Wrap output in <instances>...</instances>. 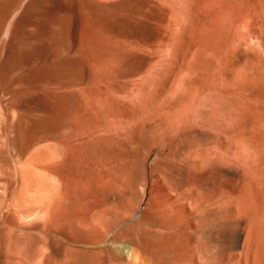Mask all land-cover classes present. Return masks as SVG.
Instances as JSON below:
<instances>
[{"label":"rangeland","instance_id":"374dc122","mask_svg":"<svg viewBox=\"0 0 264 264\" xmlns=\"http://www.w3.org/2000/svg\"><path fill=\"white\" fill-rule=\"evenodd\" d=\"M0 15V264H264V0Z\"/></svg>","mask_w":264,"mask_h":264},{"label":"bare ground","instance_id":"6f19581e","mask_svg":"<svg viewBox=\"0 0 264 264\" xmlns=\"http://www.w3.org/2000/svg\"><path fill=\"white\" fill-rule=\"evenodd\" d=\"M22 1V0H21ZM28 1V0H27ZM16 2V1H15ZM30 2V1H29ZM32 3V2H31ZM34 3V2H33ZM15 4V3H14ZM30 4V3H29ZM260 5H262V4H260ZM27 7H29V6H27ZM31 8V7H30ZM16 9V8H15ZM26 10H28V9H26ZM30 10V9H29ZM248 10V9H247ZM251 10V9H250ZM254 11H255V9H254ZM243 13H245V12H243ZM242 13V14H243ZM250 13V12H249ZM2 14H4L3 12H2ZM246 14V13H245ZM258 15H259V13H258ZM19 16V15H18ZM235 16V15H234ZM4 17V16H3ZM251 17V16H250ZM0 18H1V15H0ZM14 19H16V17L14 18ZM248 19V18H247ZM251 19H254V17L252 16V18ZM0 21H1V19H0ZM253 21V20H252ZM258 21V20H257ZM260 21V20H259ZM3 22V21H2ZM56 22V21H55ZM13 23V22H12ZM3 24V23H2ZM7 24V23H6ZM255 24V23H254ZM7 26V25H6ZM16 26V25H15ZM33 27V26H32ZM250 27V26H249ZM248 27V25H247V28H249ZM252 27V26H251ZM17 28H18V26H17ZM242 29H244V28H242ZM246 29V28H245ZM15 30H17V29H15ZM248 30V29H247ZM8 31V30H7ZM222 31V30H221ZM5 32V31H4ZM4 32H2V33H4ZM15 32V31H14ZM246 32V31H245ZM250 32V31H249ZM6 34V33H5ZM261 34V33H260ZM2 35V34H1ZM245 35V34H244ZM250 35V34H249ZM244 38H245V36H244ZM249 38V37H248ZM247 38V39H248ZM259 38V37H258ZM8 39V38H7ZM246 39V38H245ZM246 39V40H247ZM6 41V40H5ZM250 41V40H249ZM39 42V41H38ZM239 42H241V41H239ZM252 42V41H251ZM258 42V41H257ZM19 43H21V42H19ZM34 43H36L35 41H34ZM242 43V42H241ZM240 43V44H241ZM31 43H29V45H30ZM257 44V43H256ZM236 45H237V43H236ZM21 46V45H20ZM252 46H254V45H252ZM29 47V46H28ZM27 47V48H28ZM241 47V46H240ZM254 48V47H253ZM262 48V47H261ZM20 49H22V48H20ZM239 49V48H238ZM29 49H27V51H28ZM259 50V49H258ZM262 50V49H261ZM260 50V51H261ZM27 51H25V52H27ZM257 51V50H256ZM21 52V51H20ZM23 52H24V50H23ZM249 52H251V51H249ZM255 52V51H254ZM13 54V53H12ZM15 54V53H14ZM256 54H257V52H256ZM20 55V54H19ZM250 55V54H249ZM258 55V54H257ZM12 56V55H11ZM40 56V55H39ZM10 57V56H9ZM258 57V56H257ZM5 58V57H4ZM13 58H14V55H13ZM12 58V59H13ZM261 59V58H260ZM264 60V59H263ZM262 60V61H263ZM239 61V60H238ZM256 61V60H255ZM263 64V63H262ZM238 71V70H237ZM241 71V70H240ZM0 72H2V70L0 71ZM245 72V71H244ZM1 74V73H0ZM5 74V73H4ZM204 75V74H203ZM3 76V75H2ZM17 76V75H16ZM242 76V75H241ZM14 77V76H13ZM222 79V78H221ZM5 80V79H4ZM3 82V81H2ZM247 83H249V85L251 84L252 86L253 85H258L259 87H260V90L262 91V92H264V74H262V73H260V72H258V71H255L254 70V72H252L251 74H250V76L247 78V81H246ZM233 86V85H232ZM257 86V87H258ZM19 88V87H18ZM26 88V87H25ZM236 88V87H235ZM244 88V87H243ZM2 91V90H1ZM20 91V90H19ZM22 91V90H21ZM217 93V92H216ZM264 94V93H263ZM229 96V95H228ZM226 97V96H225ZM217 100V99H216ZM13 101V100H12ZM222 102V101H221ZM220 102V103H221ZM217 103V102H216ZM215 103V104H216ZM11 104V103H10ZM222 104V103H221ZM227 104V103H226ZM228 105H229V103H228ZM213 106H214V104H213ZM246 106V105H245ZM257 111H264V103L263 102H259V101H256V100H247V106H246V115L249 117H251V116H254V114H255V112H257ZM2 113V112H1ZM0 113V114H1ZM6 113V112H5ZM261 113V112H260ZM2 115V114H1ZM256 115V114H255ZM6 116H7V114H6ZM3 117V116H2ZM31 118V117H30ZM3 119V118H2ZM6 122V121H5ZM13 123V122H12ZM173 121H169L168 122V126H171V125H173ZM5 124V123H4ZM27 124V123H26ZM27 126V125H26ZM30 128V127H29ZM43 128V127H42ZM13 130V129H12ZM40 130V129H39ZM16 132H17V130H16ZM33 132V131H32ZM6 133V132H5ZM35 133H37V132H35ZM39 133V132H38ZM1 134V133H0ZM16 134V133H15ZM19 135V134H18ZM33 136V135H32ZM14 137V136H13ZM1 138V137H0ZM25 140V139H24ZM23 143V142H22ZM16 146V145H15ZM22 154V153H21ZM33 159V158H32ZM26 161V160H25ZM27 161H28V158H27ZM26 161V162H27ZM34 165H36V163L34 164ZM31 166H32V164H31ZM29 168V167H28ZM22 171V170H21ZM25 171L23 170V173H24ZM22 173V174H23ZM242 173V172H241ZM30 174V173H29ZM25 175H27L26 173L24 174V176ZM23 178V177H22ZM262 178V177H261ZM251 181V180H250ZM249 182V181H248ZM262 182V181H261ZM264 182V181H263ZM251 183V182H250ZM260 184H262V183H260ZM259 184V185H260ZM264 184V183H263ZM27 185V184H26ZM23 187V186H22ZM247 188V187H246ZM256 189H258L257 187H256ZM23 190V189H22ZM257 191H259V189L257 190ZM250 195V194H249ZM241 196V195H240ZM251 196V195H250ZM17 197V196H16ZM248 198V197H247ZM241 200V199H240ZM39 201V200H38ZM242 202H243V200H241ZM8 202V201H7ZM16 203V202H15ZM43 203V202H42ZM260 203H262V202H260ZM40 204V203H39ZM15 206V205H14ZM32 206V205H31ZM41 206H42V204H41ZM29 207V206H28ZM263 207V206H262ZM4 209V208H3ZM11 209V208H10ZM14 209V208H13ZM27 209V208H26ZM263 209V208H262ZM3 211V210H2ZM9 212V211H8ZM46 212V211H45ZM1 215H2V213H1ZM17 218V217H16ZM1 219H2V217H1ZM6 220V219H5ZM263 223V222H262ZM261 225V224H260ZM6 234V233H5ZM263 234V233H262ZM8 237V236H7ZM262 237V236H261ZM260 237V238H261ZM7 239V238H6ZM16 239V238H15ZM20 239V238H19ZM263 239V238H262ZM17 240V239H16ZM21 240V239H20ZM12 241V240H11ZM32 241V240H31ZM263 241H264V239H263ZM5 242V241H4ZM32 242H34V241H32ZM256 243H258V242H256ZM28 246V245H27ZM26 246V247H27ZM30 246V245H29ZM10 247V246H9ZM243 247V246H242ZM257 247V246H256ZM1 248V247H0ZM263 248V247H262ZM26 250H27V248H25ZM19 250V249H18ZM256 250V249H255ZM260 250V249H259ZM27 252V251H26ZM247 253V252H246ZM258 253V252H257ZM18 254V253H17ZM30 254V253H29ZM263 254H264V252H263ZM256 255V254H255ZM262 255V254H261ZM255 258V257H254ZM246 260V259H245ZM258 260H259V256H258ZM261 260V259H260ZM259 260V261H260ZM20 262V261H19ZM28 263H29V261H28ZM19 264H21V263H19ZM246 264V263H245ZM253 264V263H252ZM257 264V263H256Z\"/></svg>","mask_w":264,"mask_h":264}]
</instances>
